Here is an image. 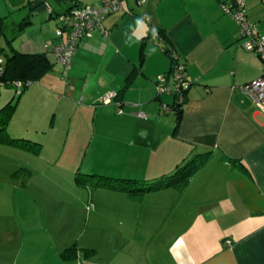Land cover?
<instances>
[{"label":"crops","instance_id":"obj_1","mask_svg":"<svg viewBox=\"0 0 264 264\" xmlns=\"http://www.w3.org/2000/svg\"><path fill=\"white\" fill-rule=\"evenodd\" d=\"M37 1L47 10L31 17ZM228 1L122 0V9L103 21L107 34L82 40L64 70L51 57L50 48L65 41L55 36L51 15L100 0H0L4 62L22 53L43 54L51 64L36 88L17 94L5 87L14 92L0 108L15 100L17 108L11 137L36 141L44 151L60 147L62 154L69 143L83 147L85 174L114 179L163 181L183 160L212 154L177 187L140 196L77 186L66 210L71 226L84 221L83 234L111 248L99 252L78 241L61 245L60 260L75 246L74 260L103 264H264V112L241 91L263 65L242 48L236 22L222 9ZM244 1L248 22L264 34V0ZM151 26L162 41L149 39ZM163 46L184 58L186 75L196 80L179 121L165 111L174 97L156 93L155 79L171 68ZM110 93L117 96L110 104L99 103ZM82 213L85 220H76ZM81 250L95 256L85 259Z\"/></svg>","mask_w":264,"mask_h":264},{"label":"rangeland","instance_id":"obj_2","mask_svg":"<svg viewBox=\"0 0 264 264\" xmlns=\"http://www.w3.org/2000/svg\"><path fill=\"white\" fill-rule=\"evenodd\" d=\"M49 22L54 24L52 20ZM263 23L264 21L262 26ZM7 34L10 35V31ZM0 47L7 48L3 38L0 39ZM0 55V58L4 57L3 52ZM51 57L54 58L53 55ZM56 70L61 72L60 69ZM54 71L49 73L53 74ZM32 85L25 90L37 86ZM11 92L13 94L14 91L1 87L0 101H7ZM17 96L16 94V98ZM16 109L10 121L11 125H18ZM70 144L63 154L59 147L61 144L56 153L45 145L43 149L47 147V151L41 147L38 155L30 154L18 147L0 144V264H103L104 261L100 260L59 259L60 247L78 244V241L95 244L99 252L111 248L108 242L107 245L104 244L106 239L98 242L88 238L89 234L84 235L82 232L84 221L79 226L72 227L70 224L71 214L66 210L71 209V196L77 190L75 175L77 170L86 173L87 167L81 159L82 155H85V148ZM77 151L80 153L79 157L76 156ZM19 171L20 173L15 175ZM24 171H28L29 175ZM80 209L86 213L84 205ZM60 216L59 221L57 217ZM77 216L75 219L79 221L86 218V214L83 213ZM112 260L110 263H114Z\"/></svg>","mask_w":264,"mask_h":264},{"label":"trees","instance_id":"obj_3","mask_svg":"<svg viewBox=\"0 0 264 264\" xmlns=\"http://www.w3.org/2000/svg\"><path fill=\"white\" fill-rule=\"evenodd\" d=\"M117 1L120 2L121 9H122V0H117ZM82 5H85V4H82ZM82 5H76L72 7L71 9L75 7H80ZM121 9H119L118 11H120ZM110 14L111 13H109L108 15ZM51 16L54 17L55 21L57 22V17H59L60 15L59 16L51 15ZM246 19H247V16H246ZM0 23H1V19H0ZM0 32H1V27H0ZM260 34L262 33L260 32ZM149 39L152 42L162 41L163 36H162L161 30L151 26L150 32H149ZM238 39L242 46L241 39L239 37ZM144 46H145V43L143 42L141 46L142 56L144 55L143 53ZM162 50L169 57L171 61V68L168 73L160 75L164 79L163 83H159L156 80L157 78L155 79L156 93L159 96L167 93L174 97L173 104H171L170 107L166 106L165 111L175 112L176 119L179 121L181 117L182 106L187 99L188 91L193 85L196 84V80H192L186 75V63L183 57H179V55L169 47L163 46ZM257 57L260 59L263 65L262 75L260 77H264V61L259 56ZM50 69H51V64L48 58L43 54L13 53L12 55L7 56L6 58L5 71H4L3 76L0 77V83L3 82V85L0 86V88L1 87H11V85H8L10 82L20 81L23 83V87L20 89V92L21 91L23 92L25 88H27L26 83L28 82H30V84L37 83V81H39L41 77ZM175 71L177 72L178 75H180L181 81L184 84H181L178 81L173 79V74ZM166 80L169 81L170 84H167ZM158 86H162L164 88L171 87L173 88V90L171 92H167V91L158 92L157 90ZM15 106H16V101L12 103H8L2 108H0V144L18 147L19 149H23L30 154L38 155L41 151L40 143L32 141V140H27V139L13 138L8 133V127H9L11 118L13 116V113L15 111ZM211 157H212L211 153H204L201 155L192 156L189 160L185 159L182 161L181 164H179L175 168V170L173 171L174 175L170 174L166 176L164 178L165 180L163 181L161 180L147 181V180H133V179L132 180L131 179H114V178H110V177H106V176H102L98 174H85V173L83 174L77 171L75 175V183L80 188H85V189H90V190L105 189V190L123 192L131 196H140L152 190L160 189L161 187H169V186L177 187L182 182L187 181V179L191 177L198 169H200L207 161H209ZM234 163L236 164V162ZM236 165L241 170L242 169L244 170L242 164L237 163ZM24 172L25 174L29 175L28 171L27 172L24 171ZM18 173H20V171L17 172L15 175H17ZM179 175H182L183 177L177 178V176ZM77 252L78 250L76 249V247L71 246L65 249L61 253L60 256L62 260L70 261L72 259H75ZM81 255L85 259H90L95 256V251L94 250H81Z\"/></svg>","mask_w":264,"mask_h":264},{"label":"built area","instance_id":"obj_4","mask_svg":"<svg viewBox=\"0 0 264 264\" xmlns=\"http://www.w3.org/2000/svg\"><path fill=\"white\" fill-rule=\"evenodd\" d=\"M244 7V0H231L222 5L223 12L229 15L238 26L239 38L244 50L254 53L264 61V35L259 33L255 25L247 21ZM119 9H121V4L117 0H101L98 5L85 4L57 17L59 25L55 30V36L61 38L64 35L65 41L50 48L55 62L64 70H68L80 41L92 38L95 32L105 36L107 32L103 26L104 19L109 13L116 12ZM45 48L48 49L47 46ZM4 71L5 62L3 58H0V77L3 76ZM173 79L184 84L176 71L173 74ZM156 80L159 83L164 82L161 76L157 77ZM26 84L27 87L31 85L30 82ZM2 85L3 82L0 83V86ZM8 85L15 88L17 94L23 87V83L20 81L10 82ZM157 90L158 92H171L173 88L158 86ZM241 91L250 97L260 111L264 112V77H259L243 85ZM115 97L116 93L104 95L100 98L99 103L108 105ZM117 113L122 114L120 103L117 106ZM139 117L145 118L143 114H140Z\"/></svg>","mask_w":264,"mask_h":264},{"label":"water","instance_id":"obj_5","mask_svg":"<svg viewBox=\"0 0 264 264\" xmlns=\"http://www.w3.org/2000/svg\"><path fill=\"white\" fill-rule=\"evenodd\" d=\"M31 9L34 10V13L31 15L32 17L34 14L45 12L47 10V7L44 5L43 1H37L32 4Z\"/></svg>","mask_w":264,"mask_h":264}]
</instances>
